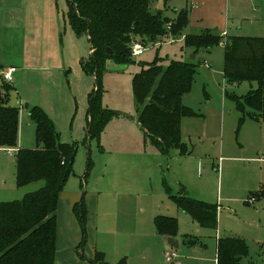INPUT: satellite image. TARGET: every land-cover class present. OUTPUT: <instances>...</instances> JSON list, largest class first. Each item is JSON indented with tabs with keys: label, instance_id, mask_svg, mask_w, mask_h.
Instances as JSON below:
<instances>
[{
	"label": "rangeland",
	"instance_id": "1",
	"mask_svg": "<svg viewBox=\"0 0 264 264\" xmlns=\"http://www.w3.org/2000/svg\"><path fill=\"white\" fill-rule=\"evenodd\" d=\"M156 9L170 20L175 9H185L188 24L182 34L144 44L126 66L102 65L100 104L110 118L97 135L94 124L89 135L88 118L94 81L80 63L88 57L89 43L85 34L77 35L68 24L67 1L35 0L19 23L25 30L45 26L54 10L65 57L64 68L50 75L28 68L19 84L11 83L9 94V103L19 107L20 148L38 144L29 116L34 105L51 118L60 141L75 147L72 171L56 210V264H93L96 251L103 252L108 264L121 258L126 264H167L163 258L167 251H175L181 264H216L215 239L221 236L245 241L248 253L237 264H264V198L248 201L253 193H264V122L251 118L247 109L241 112L230 95L242 98L257 83H233L223 76L224 45L193 52L194 47L185 46L181 38L206 32L226 33L224 42L226 36L264 37V0H162L159 8L158 2L151 5L152 11ZM9 25L7 21L5 26ZM15 50L19 51L17 43L5 46L7 54ZM2 51L0 47V63L6 61ZM154 59L163 69L171 60L197 65L190 91L182 97L195 112L181 118V139L189 150L185 154L174 149L164 155L137 121L149 98L136 99L133 76ZM14 160L15 154L0 151V202L23 195L16 185ZM82 193L84 226L77 210ZM169 193L216 205L217 228L201 227L179 211ZM110 202L113 205L105 211L101 206ZM157 215L177 218V248L165 239L159 243L153 224Z\"/></svg>",
	"mask_w": 264,
	"mask_h": 264
},
{
	"label": "trees",
	"instance_id": "2",
	"mask_svg": "<svg viewBox=\"0 0 264 264\" xmlns=\"http://www.w3.org/2000/svg\"><path fill=\"white\" fill-rule=\"evenodd\" d=\"M66 1L68 24L77 35L85 34L89 43L88 57L80 63L94 81L88 96V118L89 135L93 124V135H97L110 118V112L100 104L102 65L108 60L120 66L130 64L134 42L144 46L182 34L188 24V15L185 9H178L173 19L162 18V10H151L153 0ZM224 37L210 32L182 35L184 45L194 47L193 52L223 43V76L233 83H257L256 88L242 98L234 93L231 97L241 112L247 109L251 118L264 122V37L226 36L225 42ZM142 66L133 76L132 87L139 102L149 98L137 120L143 133L164 155L174 149L181 154L187 153L189 150L181 139V118L195 112L182 103V97L190 91L197 65L171 60L163 69L154 59ZM12 89L10 82L1 77L0 147L16 149V185L25 191L20 199L0 202V264H56V210L60 192L72 171L75 147L60 141L51 118L34 105L29 109V116L34 121L37 147L15 148L18 146L19 107L9 103ZM39 181L43 184H33ZM258 192L251 197L258 199L263 195L264 198V193ZM169 198L201 227L217 228L216 205L183 193H169ZM78 205L84 226L83 195ZM153 224L158 234L176 236L178 222L175 217L157 215ZM247 253L248 247L241 238L223 236L216 239L217 264H237ZM91 263L108 264L100 251H96ZM116 264H126V259L121 258Z\"/></svg>",
	"mask_w": 264,
	"mask_h": 264
},
{
	"label": "crops",
	"instance_id": "3",
	"mask_svg": "<svg viewBox=\"0 0 264 264\" xmlns=\"http://www.w3.org/2000/svg\"><path fill=\"white\" fill-rule=\"evenodd\" d=\"M33 1L35 0H2V1L0 0V28L3 31V34L0 37V47L3 48L4 50L2 51V54L4 55V57L2 58L6 60L5 62L0 63V76L5 68L10 66L15 67L16 70L12 74V81L10 82V84L12 82L16 83V85L19 84L18 82L21 81L25 71L28 68H38V70L48 72L50 75V73L52 74L54 73V71L63 69L65 66L64 65L65 57L63 55L62 46L58 43V34H59V27L57 24L58 17L56 16V12L54 10L53 12H50V14L48 15L47 17L48 20L45 26L44 25L33 26L25 30L24 27L19 25L20 21H22V19L24 18V12L26 10V7H30ZM159 1L161 0H153L152 4L154 5L156 2H158L159 5ZM50 5L53 6L52 4H49V7ZM195 7L198 6L196 5ZM33 15L35 17V12H33ZM7 21H10L11 25L5 26ZM225 35L226 33L224 34V36ZM11 42L17 43L19 45V51L15 50L12 54H7L5 52V46L9 45ZM203 63L205 64V66H208L207 62L204 61ZM27 64H29L30 66H28ZM37 94L38 91L36 92V95ZM15 148H20L19 140H18V146ZM3 149L5 150L4 147H0V151H2ZM14 164H15V160H14ZM24 191L25 189H22V192ZM174 204L176 205L175 202ZM112 205L113 202H110L108 204L102 205L101 207L106 211V208L108 209ZM176 207L177 209H179L177 205ZM158 236H159L158 238L159 243L163 245L162 239L167 240L168 236H164V235H158ZM216 239H215V259H216ZM177 259L179 261V256ZM74 260L77 259L74 258ZM156 264H163V263H156ZM216 264H217V259H216Z\"/></svg>",
	"mask_w": 264,
	"mask_h": 264
},
{
	"label": "built area",
	"instance_id": "4",
	"mask_svg": "<svg viewBox=\"0 0 264 264\" xmlns=\"http://www.w3.org/2000/svg\"><path fill=\"white\" fill-rule=\"evenodd\" d=\"M223 36H224V34H223ZM143 49H144V46L141 43L134 42L131 46V55L132 56H138ZM15 70H16V68L12 67V66L5 68L1 74L2 79L6 82H11L12 81V74ZM5 151L9 155H11V154L14 155L16 149L8 148V149H5ZM254 199H255V197H250L248 201L254 202ZM177 258H178V255L175 251H167L164 253V261L167 264H180V262L178 261Z\"/></svg>",
	"mask_w": 264,
	"mask_h": 264
},
{
	"label": "water",
	"instance_id": "5",
	"mask_svg": "<svg viewBox=\"0 0 264 264\" xmlns=\"http://www.w3.org/2000/svg\"><path fill=\"white\" fill-rule=\"evenodd\" d=\"M162 4V0L159 1V5L158 8L160 7V5ZM107 51L110 53V49H107ZM106 63L110 64V66L113 68V65L111 63H113L112 61L108 60ZM119 69V68H118ZM83 195V193H82ZM167 242L168 244H170L172 247L177 248L178 247V240L175 237L169 236L167 238Z\"/></svg>",
	"mask_w": 264,
	"mask_h": 264
}]
</instances>
